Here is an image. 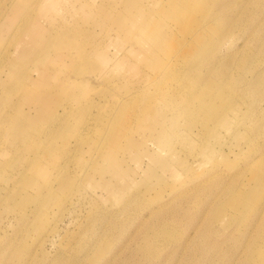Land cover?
I'll list each match as a JSON object with an SVG mask.
<instances>
[{
	"label": "rangeland",
	"instance_id": "rangeland-1",
	"mask_svg": "<svg viewBox=\"0 0 264 264\" xmlns=\"http://www.w3.org/2000/svg\"><path fill=\"white\" fill-rule=\"evenodd\" d=\"M2 1L0 264H264V0Z\"/></svg>",
	"mask_w": 264,
	"mask_h": 264
},
{
	"label": "bare ground",
	"instance_id": "bare-ground-1",
	"mask_svg": "<svg viewBox=\"0 0 264 264\" xmlns=\"http://www.w3.org/2000/svg\"><path fill=\"white\" fill-rule=\"evenodd\" d=\"M6 1H10L11 3H12V1L13 0H6ZM9 2V3H10ZM8 3V4H9ZM26 3V0H18L17 1V5H16V7H15V11H19V9H18V4H20V5H24ZM1 5H3V6H1ZM1 7H3V8H1L0 7V10H2L1 11V13L0 14H2V12H4V10L6 9V2H3L2 1V3H1ZM6 11V10H5ZM14 13H16V12H14L13 11V14L12 15H14ZM0 17H1V15H0ZM14 20H15V16H10L9 14H7V18L3 21V23L1 24V26H0V33H3L4 31H2V30H4V29H6V28H8V27H10V26H12L13 25V23H14ZM117 22H119L120 24H121V21H120V17L117 19ZM17 32V29L15 30V33ZM33 36L30 34L29 36H28V38H29V40L32 38ZM27 38V39H28ZM9 51V45L7 46V44H6V47H5V49H4V54H6L7 52ZM0 81H2V77H0ZM36 82H39V81H36Z\"/></svg>",
	"mask_w": 264,
	"mask_h": 264
}]
</instances>
